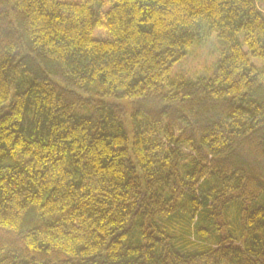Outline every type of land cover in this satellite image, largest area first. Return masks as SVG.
<instances>
[{
	"label": "trees",
	"instance_id": "16d2710c",
	"mask_svg": "<svg viewBox=\"0 0 264 264\" xmlns=\"http://www.w3.org/2000/svg\"><path fill=\"white\" fill-rule=\"evenodd\" d=\"M111 1L0 0V264H264V0Z\"/></svg>",
	"mask_w": 264,
	"mask_h": 264
},
{
	"label": "rangeland",
	"instance_id": "374dc122",
	"mask_svg": "<svg viewBox=\"0 0 264 264\" xmlns=\"http://www.w3.org/2000/svg\"><path fill=\"white\" fill-rule=\"evenodd\" d=\"M78 1V0H67ZM102 12L108 10L109 6L113 4L111 0H103ZM264 8V2L260 5ZM196 41L187 50L186 55L177 61L171 71L172 76H190L209 71L217 62L220 51L215 32H208L204 28L195 29ZM95 39H106L108 34L106 29L98 27L93 32ZM243 49L246 47L243 44ZM251 61L257 66H261V60L251 58Z\"/></svg>",
	"mask_w": 264,
	"mask_h": 264
}]
</instances>
